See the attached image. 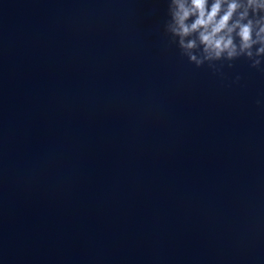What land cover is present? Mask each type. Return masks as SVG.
<instances>
[{"label": "water", "instance_id": "water-1", "mask_svg": "<svg viewBox=\"0 0 264 264\" xmlns=\"http://www.w3.org/2000/svg\"><path fill=\"white\" fill-rule=\"evenodd\" d=\"M167 19L0 0V264H264V72L197 68Z\"/></svg>", "mask_w": 264, "mask_h": 264}, {"label": "clouds", "instance_id": "clouds-1", "mask_svg": "<svg viewBox=\"0 0 264 264\" xmlns=\"http://www.w3.org/2000/svg\"><path fill=\"white\" fill-rule=\"evenodd\" d=\"M169 45L214 74L245 59L264 72V0H167ZM240 76L236 77L239 82ZM257 103H260L258 101Z\"/></svg>", "mask_w": 264, "mask_h": 264}]
</instances>
